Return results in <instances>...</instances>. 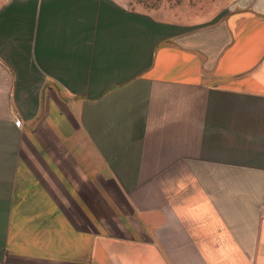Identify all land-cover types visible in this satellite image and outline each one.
<instances>
[{
	"label": "crops",
	"instance_id": "0c3cea01",
	"mask_svg": "<svg viewBox=\"0 0 264 264\" xmlns=\"http://www.w3.org/2000/svg\"><path fill=\"white\" fill-rule=\"evenodd\" d=\"M236 177L264 178V0H0V194L62 210L95 179H170L136 186L157 205L117 248L2 235L0 264H264V201H234Z\"/></svg>",
	"mask_w": 264,
	"mask_h": 264
},
{
	"label": "rangeland",
	"instance_id": "374dc122",
	"mask_svg": "<svg viewBox=\"0 0 264 264\" xmlns=\"http://www.w3.org/2000/svg\"><path fill=\"white\" fill-rule=\"evenodd\" d=\"M180 1L130 0L133 7L144 8H158L168 3L173 4ZM83 180L79 179L80 182ZM115 180L121 183L122 192L114 187L112 183L107 185L108 187H104L101 179H95L93 192L87 193L84 187L79 186V194L63 195L64 209L62 210L23 209L25 205H29L24 201L25 195L0 194V204H5L11 198L12 201H18L14 205L21 206L20 208L0 209V239L2 235L4 237V235L22 236L38 232L56 233L55 230L60 228L64 235L73 233L95 235L96 248L98 249L108 248L109 246L110 248H117L114 246L115 243L118 245L125 238L130 237V239H133L135 233H143L141 232V222L136 217L138 207L151 209L157 205V200H150V198L141 205V195L134 192L136 186L142 183L143 185H158L166 189L170 185V179L117 178ZM208 180L214 181V183H208V185H218L219 182H222L223 185L232 184L231 179ZM182 181L183 179L176 180L180 183ZM233 181L234 188H237V193H234V201H264V193H258V191H261V187H264V178L236 177ZM72 197L78 201L82 208H69L67 200ZM66 206L68 208H65ZM44 218L47 219V224L43 226L41 231L39 226L30 222ZM59 219L64 220L62 224ZM69 219L73 220L75 227L66 224V222L69 223ZM11 239L21 240L20 238ZM11 243L16 244L18 242L13 241Z\"/></svg>",
	"mask_w": 264,
	"mask_h": 264
},
{
	"label": "built area",
	"instance_id": "2783aa9c",
	"mask_svg": "<svg viewBox=\"0 0 264 264\" xmlns=\"http://www.w3.org/2000/svg\"><path fill=\"white\" fill-rule=\"evenodd\" d=\"M21 124H22V120L20 118H17L16 117V119H15V125L16 126H21Z\"/></svg>",
	"mask_w": 264,
	"mask_h": 264
}]
</instances>
